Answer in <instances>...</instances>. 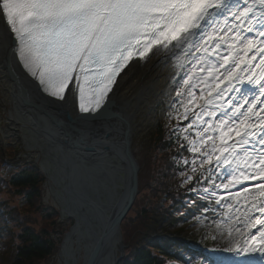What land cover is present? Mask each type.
I'll list each match as a JSON object with an SVG mask.
<instances>
[{"label":"snow or ice","instance_id":"snow-or-ice-1","mask_svg":"<svg viewBox=\"0 0 264 264\" xmlns=\"http://www.w3.org/2000/svg\"><path fill=\"white\" fill-rule=\"evenodd\" d=\"M4 21L0 62L19 72L49 105L78 94L79 112L99 117L120 81L138 71L147 78L169 66L174 72L169 87L180 85L168 102L176 105L178 123L171 129L179 142L176 155L192 156L178 161L186 169L191 164L182 175L185 195L195 199L185 203L198 206L206 199L222 206L242 200L245 205L235 222L243 225L234 229L235 245L228 241L223 249H206L203 264H225L216 255L221 251L230 264H264V0H0ZM230 38L240 40L243 52L259 55L252 60L233 55V44L221 51ZM257 59L260 74L250 76ZM209 80L217 81L208 84L210 104L201 101L197 108L196 89ZM199 90L203 95L205 89ZM110 135L97 141L102 152H110L105 143ZM241 152L248 153L243 168L237 163Z\"/></svg>","mask_w":264,"mask_h":264},{"label":"trees","instance_id":"trees-1","mask_svg":"<svg viewBox=\"0 0 264 264\" xmlns=\"http://www.w3.org/2000/svg\"><path fill=\"white\" fill-rule=\"evenodd\" d=\"M159 107L164 109L162 104ZM177 123V113H158L139 140L138 155L134 153L139 163L137 188L121 223L125 247L116 264L203 262L204 256L191 248L200 244V236L190 226L198 216H212L217 207L215 200L210 204L206 199L197 201L198 206L185 203L195 199L185 195L187 184L182 175L191 164L186 169L178 161L185 157L191 160L192 156L187 151L176 155L179 142L171 129ZM195 132L193 129L191 138H195ZM136 140L132 136L133 146ZM19 150L0 142V264H44L59 250L61 236L56 241L51 236L58 212L42 204L44 176L37 165L11 162L13 152ZM37 217L41 218L40 226L36 225Z\"/></svg>","mask_w":264,"mask_h":264},{"label":"water","instance_id":"water-1","mask_svg":"<svg viewBox=\"0 0 264 264\" xmlns=\"http://www.w3.org/2000/svg\"><path fill=\"white\" fill-rule=\"evenodd\" d=\"M14 85L10 91L13 101L27 105L24 90ZM113 108L112 102L99 117L81 115L91 117L88 120H78L77 115L60 120L50 115L46 127L39 126L44 136L37 147L47 159L43 161L46 171L40 164L39 170L54 185L60 217L72 219L68 230L59 232L62 264H76L79 252L82 264H116L124 255L120 226L136 193L139 164L131 145L133 131L125 124L121 127L120 118L114 121ZM113 121L116 126L107 129ZM108 133L105 143L110 152H102L97 141Z\"/></svg>","mask_w":264,"mask_h":264},{"label":"bare ground","instance_id":"bare-ground-1","mask_svg":"<svg viewBox=\"0 0 264 264\" xmlns=\"http://www.w3.org/2000/svg\"><path fill=\"white\" fill-rule=\"evenodd\" d=\"M253 2L254 0H248L249 4ZM240 3L243 4L244 0H240ZM254 11L258 12L259 8L257 7L256 9H254ZM4 23H6V21L0 22V31H2ZM242 27L246 28V25H242ZM220 35H222V33H220ZM237 35H239V33ZM249 38L254 39L257 44H259L258 37L252 36ZM240 40H244V36H241ZM240 40H236L237 46L242 44ZM236 52L239 51L235 50L233 52V55H235ZM258 55V52H254L250 56L244 55V59L252 60ZM259 64L260 60H255V63L253 64L254 71L249 74L250 76L260 74ZM238 71H240V69H238ZM172 73L173 71L169 66L158 67L153 73L149 74L147 78H142L141 73L138 71L136 75L132 76L131 79H127L126 82L124 80L120 81V87L116 90V93L112 99L114 104L113 109L117 115L114 118V121H118V119L120 118L119 120H121V123H116H119L120 125L122 124L121 127L123 128L125 124L130 127L132 131H134V116L139 113L140 109L147 103V101H150L152 98L156 97L160 84L169 83V77L173 75ZM241 77L245 80L248 78L243 75V72H241ZM14 84H16V87L18 86V88H22L24 90L25 97L28 101L27 105L18 106L16 102L13 101L14 98L11 95L10 91L12 86L15 87ZM0 87L3 90L4 97L8 98L9 104L11 106L8 109V118L11 119V125L15 126L19 129V131H21L25 148L28 147L25 150H34L37 153V161L35 159L37 166L39 167L40 164V169L46 171L43 161L47 159H45L44 154L37 147V141L41 140L44 136V134L39 131V126L43 127V125H45L46 127L45 120L50 119V115H52L53 118H58V112L60 109H64L66 114L69 116L76 115V98L74 97L66 103L49 105L46 100H44L34 92V89L21 77L19 72L9 70L5 67L3 62H0ZM55 111L57 114L53 113ZM114 121L111 122L114 125H112L111 127L109 125L107 129L116 126ZM55 133L56 132L53 131V134ZM47 136L48 135L46 134V137ZM43 176L47 180L48 184L54 189V185L49 181L47 176H45L44 174ZM244 209L245 205L243 204L239 208L238 212L233 216V221L228 227L227 236L220 243H218V249L228 247V241H231V244L233 246L235 245L236 234L234 229L235 227H240L241 229L243 228L242 223L236 224L235 222L237 218H242ZM59 257L60 262L63 263L64 257ZM219 257L225 260V264H230L231 258L228 256V254L223 253L220 254Z\"/></svg>","mask_w":264,"mask_h":264},{"label":"rangeland","instance_id":"rangeland-1","mask_svg":"<svg viewBox=\"0 0 264 264\" xmlns=\"http://www.w3.org/2000/svg\"><path fill=\"white\" fill-rule=\"evenodd\" d=\"M214 35H217V34H214ZM230 36L235 37L236 33H230ZM234 40L235 39L230 38L227 41V44H233L235 50L239 51L240 55L243 56L244 55V52H243L244 45L242 44V45L237 46ZM221 51H227V45ZM196 71H199V69H197ZM172 74L174 75V72ZM206 75L207 74H205V76ZM204 78L205 77H201V80H203ZM170 82L171 81H169V83L160 84L158 87V93L156 97L152 98L150 101H147V103L142 106L139 113L134 116L135 127L133 131V136L135 135L137 140L135 142L136 144H134V146L132 145L133 146L132 148L135 154L137 152V155H138V150H139V140L142 138V136H144L147 133L148 129L152 126V124L155 121L156 115L158 113L162 115H164V113L168 115L176 114V105L173 104L171 107H169L168 102L172 97L176 95V92L179 89L180 85H177L175 88H170L169 87ZM215 83H217V81L209 80L207 83L199 85L196 89V95L200 96L201 97L200 101H203L206 105L210 104L208 100V95L212 91V89L208 87V84H215ZM200 87H203L205 89V92L203 93V95H201L200 93V90H199ZM213 99L215 98L213 97ZM160 104L164 105V109L159 107ZM10 107L11 106L9 104L8 98L4 97L3 90L0 87V142L3 146L10 147L13 150L15 148L20 149L19 151L13 152L14 156L11 158V162L13 161H18V163L27 162V163H35L37 165V163L35 162V159L37 161V153L31 149L25 150V144L23 143V140H22L21 131H19V129L16 128L15 126L11 125V119L8 118V109ZM189 110L195 111L196 109L190 108ZM179 111L182 113L184 109L181 107ZM53 113L57 114L56 111ZM58 115H59L58 118L60 120H63L62 116L60 114ZM231 127H234V125H229V128ZM225 131L227 132L228 129L226 128ZM232 139H237L235 133H233ZM225 142L231 143V141L228 140L227 137H226ZM242 153L243 152H241L239 156L237 157V163L240 165V168H243L245 166V162L248 156V153H246V155H241ZM247 162L250 163V161H247ZM240 168H237L236 170L239 171ZM257 179H259L258 176H257ZM261 183L264 184V181H261ZM246 186L249 187V189L251 188V185H246ZM42 190H43L42 204L44 206H50L54 208L55 210H57L58 212L56 224L52 228L51 236H52V239L55 241L57 240L58 237L61 236L60 241H59V246H60L62 234H59V232L62 231V233H64L68 230V227L71 225V218H68V217L61 218L60 217L59 206L57 204V200L53 196L54 190L48 184L45 178L42 184ZM218 195H225V194L218 193ZM13 201H16V202L18 201L19 204L21 203V201H19L17 198H14ZM229 204H231L232 207H229L228 206ZM243 204L244 202L242 200L239 205H237L234 201H227L224 205L218 206V211L214 212L213 218L207 219V217L205 216H199L195 220V223H193L192 226L190 227L195 229L196 232H198L200 236V241H199L200 245L203 246L202 244L203 240L207 239L208 241H211V243L210 245H208L206 249H213V248L218 249V243H220L223 239L226 238L227 233H228V227L233 221L232 218L238 212L239 208ZM40 224H41V218L37 217L36 225L40 226ZM60 227L62 228L61 230L59 229ZM206 249L203 248L200 251L202 256L207 255L205 251ZM223 253L221 251L217 253L216 255L220 256V254H223ZM44 264H62V262H60V259L57 253V255H54L52 258L48 259ZM76 264H82V253L81 252H79V256H78Z\"/></svg>","mask_w":264,"mask_h":264}]
</instances>
